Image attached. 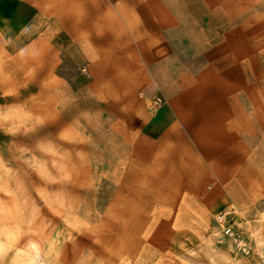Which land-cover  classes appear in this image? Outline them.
<instances>
[{
    "label": "rangeland",
    "instance_id": "obj_1",
    "mask_svg": "<svg viewBox=\"0 0 264 264\" xmlns=\"http://www.w3.org/2000/svg\"><path fill=\"white\" fill-rule=\"evenodd\" d=\"M123 5L140 16L126 32L156 33L168 83L216 118L209 181L160 200L154 152L102 137L84 90H14L0 97V264H264V122L251 115L264 107V0Z\"/></svg>",
    "mask_w": 264,
    "mask_h": 264
},
{
    "label": "crops",
    "instance_id": "obj_2",
    "mask_svg": "<svg viewBox=\"0 0 264 264\" xmlns=\"http://www.w3.org/2000/svg\"><path fill=\"white\" fill-rule=\"evenodd\" d=\"M123 4L0 0V97L29 88L68 89L71 95L84 90L90 106L101 105L88 112L91 121H101L100 135L116 138L122 152H154L158 198L172 199L173 192L190 186L194 191L209 181L202 138L213 128L207 122L216 118L199 107L203 100L188 92L179 95L168 83L165 57L171 54L162 53L155 32L151 43L140 32H126L125 25L140 24V16H126ZM81 66L88 67V79L80 74ZM160 95L164 104L151 111ZM229 101L230 112H236L237 98ZM255 112L252 117L264 122V107ZM137 164L133 160L128 166Z\"/></svg>",
    "mask_w": 264,
    "mask_h": 264
}]
</instances>
